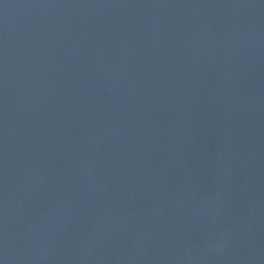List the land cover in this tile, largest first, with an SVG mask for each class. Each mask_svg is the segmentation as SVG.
<instances>
[{"label":"water","instance_id":"1","mask_svg":"<svg viewBox=\"0 0 264 264\" xmlns=\"http://www.w3.org/2000/svg\"><path fill=\"white\" fill-rule=\"evenodd\" d=\"M3 264H264V0H0Z\"/></svg>","mask_w":264,"mask_h":264},{"label":"clouds","instance_id":"2","mask_svg":"<svg viewBox=\"0 0 264 264\" xmlns=\"http://www.w3.org/2000/svg\"><path fill=\"white\" fill-rule=\"evenodd\" d=\"M0 264H3V261H0Z\"/></svg>","mask_w":264,"mask_h":264}]
</instances>
